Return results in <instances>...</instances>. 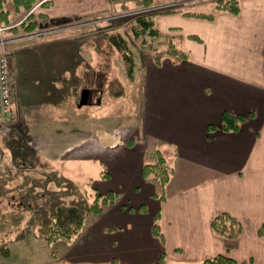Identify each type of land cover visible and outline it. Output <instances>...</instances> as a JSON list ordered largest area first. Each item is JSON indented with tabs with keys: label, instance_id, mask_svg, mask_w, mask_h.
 Listing matches in <instances>:
<instances>
[{
	"label": "crops",
	"instance_id": "obj_1",
	"mask_svg": "<svg viewBox=\"0 0 264 264\" xmlns=\"http://www.w3.org/2000/svg\"><path fill=\"white\" fill-rule=\"evenodd\" d=\"M48 1L40 8L43 20L94 16L118 6L111 0ZM155 24L161 51L151 59L140 95L149 135L139 139L135 169L121 165L105 187L119 193L118 202L88 216L84 233L57 253L59 262L151 264L165 252L167 264H202L218 254L264 264V0H241L239 12L222 11L212 20L157 14ZM226 111L246 116L235 132L221 129ZM127 136H103L107 164H119V150L131 144ZM93 149L78 155L98 154ZM156 149L173 168L163 199L142 175L145 158ZM158 212L164 242L153 233ZM223 212L242 222L238 238L213 231V218Z\"/></svg>",
	"mask_w": 264,
	"mask_h": 264
},
{
	"label": "rangeland",
	"instance_id": "obj_2",
	"mask_svg": "<svg viewBox=\"0 0 264 264\" xmlns=\"http://www.w3.org/2000/svg\"><path fill=\"white\" fill-rule=\"evenodd\" d=\"M216 1L156 0L153 8L158 15L178 10L216 16L222 12ZM46 2L17 10L7 0L8 21L0 15V27L8 28L4 38L26 37L6 46L13 57L17 115L0 125V264L59 263L62 255L55 260L52 254H62L67 242L49 245L37 232L40 223L62 202H91L96 191L106 193L118 167L135 169L139 139L149 135L140 95L161 43L156 36H147V43L133 37L139 12L125 13L112 3L118 6L109 13L43 20ZM37 20L38 28L25 31ZM83 90L89 91L87 104L81 103ZM105 134L131 138L130 147L119 150L117 165L104 161ZM88 147L98 154L78 155Z\"/></svg>",
	"mask_w": 264,
	"mask_h": 264
},
{
	"label": "trees",
	"instance_id": "obj_3",
	"mask_svg": "<svg viewBox=\"0 0 264 264\" xmlns=\"http://www.w3.org/2000/svg\"><path fill=\"white\" fill-rule=\"evenodd\" d=\"M17 10H30L39 2V0H11ZM112 3L122 5V9H126L125 13L129 11H138L134 14V24L131 26L133 37L141 39L142 42L147 43V36L155 37L158 35V30L155 24V16L158 10H155V0H111ZM7 0H0V15L5 21H8L9 10L6 7ZM45 5V3H43ZM216 7L219 11H226L237 13L240 10V0H218ZM142 11V12H141ZM149 11V12H148ZM178 10H174L176 12ZM183 14L190 17L203 18L212 20L215 13H201L193 11H183ZM40 20L32 21L30 25L25 27V31L32 32L40 25ZM162 53V52H161ZM246 116L243 114H236L231 112H224L222 115L221 129L224 132L237 131ZM210 128V127H209ZM147 157L152 160L145 162L142 170V175L145 179L152 181L158 186L156 196L163 199L164 190L169 182L173 168L170 165L165 154L159 149L151 152ZM107 172L104 177H108ZM119 200V193L116 191H108L106 193H99L96 191L95 197L91 202H62L58 204L51 212L50 218L45 223H40L38 226V234L49 244L54 245L57 242L65 241L71 242L80 237L85 230L88 216L91 214H101L108 207L113 206ZM160 213L156 215L155 223L153 224V233L164 242V234L159 223ZM213 231L220 236L227 239L238 238L243 231L242 222L235 216L223 212L217 214L212 220ZM4 253H9L5 250ZM55 260H58L59 255L55 252L52 254ZM55 264V263H54ZM62 264V263H56ZM109 264H121L117 259H113ZM151 264H167V255L163 252L158 261ZM202 264H239V262L226 254H218L214 257L208 258Z\"/></svg>",
	"mask_w": 264,
	"mask_h": 264
},
{
	"label": "built area",
	"instance_id": "obj_4",
	"mask_svg": "<svg viewBox=\"0 0 264 264\" xmlns=\"http://www.w3.org/2000/svg\"><path fill=\"white\" fill-rule=\"evenodd\" d=\"M7 27H0V125L14 118L12 113L15 102L13 82V57L7 49L11 40L4 38Z\"/></svg>",
	"mask_w": 264,
	"mask_h": 264
},
{
	"label": "water",
	"instance_id": "obj_5",
	"mask_svg": "<svg viewBox=\"0 0 264 264\" xmlns=\"http://www.w3.org/2000/svg\"><path fill=\"white\" fill-rule=\"evenodd\" d=\"M88 96H89V91L88 90H83L82 95H81V103L82 104H87L88 103Z\"/></svg>",
	"mask_w": 264,
	"mask_h": 264
}]
</instances>
